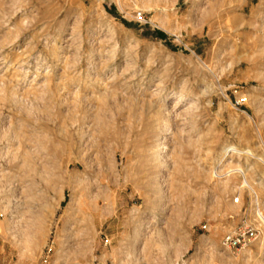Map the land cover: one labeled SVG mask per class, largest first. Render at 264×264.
Wrapping results in <instances>:
<instances>
[{"label":"rangeland","instance_id":"1","mask_svg":"<svg viewBox=\"0 0 264 264\" xmlns=\"http://www.w3.org/2000/svg\"><path fill=\"white\" fill-rule=\"evenodd\" d=\"M262 214L264 0H0V264H264Z\"/></svg>","mask_w":264,"mask_h":264},{"label":"bare ground","instance_id":"2","mask_svg":"<svg viewBox=\"0 0 264 264\" xmlns=\"http://www.w3.org/2000/svg\"><path fill=\"white\" fill-rule=\"evenodd\" d=\"M167 128V127H166ZM167 131V130H166ZM248 183V182H247ZM98 206V205H97ZM97 206H96V208H97ZM99 209V211H100V208H98ZM260 217H264V214H262V216H260Z\"/></svg>","mask_w":264,"mask_h":264},{"label":"built area","instance_id":"3","mask_svg":"<svg viewBox=\"0 0 264 264\" xmlns=\"http://www.w3.org/2000/svg\"><path fill=\"white\" fill-rule=\"evenodd\" d=\"M140 16H142V15L140 14Z\"/></svg>","mask_w":264,"mask_h":264}]
</instances>
